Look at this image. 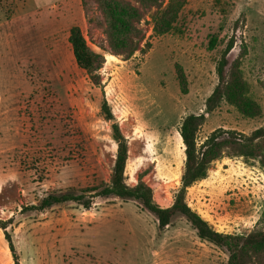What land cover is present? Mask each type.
<instances>
[{
	"label": "rangeland",
	"instance_id": "374dc122",
	"mask_svg": "<svg viewBox=\"0 0 264 264\" xmlns=\"http://www.w3.org/2000/svg\"><path fill=\"white\" fill-rule=\"evenodd\" d=\"M106 1L117 6L115 23ZM73 26L104 58L97 85L74 62ZM229 44L225 76L237 78L253 115L228 98L205 113ZM103 99L127 140L126 184L143 181L169 207L185 116H205L198 145L218 128L248 135L264 125V0H0V223L19 264H227L228 248L200 240L183 217L159 229L132 200L31 208L48 194L108 182L116 145ZM257 150L261 158L212 161L186 189L187 205L214 230L264 232V138ZM0 264H13L1 228Z\"/></svg>",
	"mask_w": 264,
	"mask_h": 264
},
{
	"label": "trees",
	"instance_id": "16d2710c",
	"mask_svg": "<svg viewBox=\"0 0 264 264\" xmlns=\"http://www.w3.org/2000/svg\"><path fill=\"white\" fill-rule=\"evenodd\" d=\"M106 4L107 10L110 12V21L115 23L112 11L117 6L113 5L112 7L108 1H106ZM167 7L168 9L173 8L175 5L171 1ZM67 42L76 66L88 74L93 84H99L100 79L97 72L103 65V56L93 52L87 46L77 26L69 29ZM230 48L231 44L225 47L216 65L215 71L218 82L205 100V113L212 112L223 98H228L235 105L246 109L240 110L245 111L248 115H253L255 112L254 106L242 96V88L235 85V79L237 78L232 75L228 79L225 76L226 55ZM176 72L181 92L185 93L186 80L181 71ZM100 112L105 121L111 122V138L116 145L108 182L89 185L79 190L69 189L59 193L48 194L31 208L42 211L54 205L73 202L88 209L92 200L96 197H116L121 200H132L155 217L159 229L168 226L175 216L183 217L192 229L195 230L196 236L200 240L209 242L217 247L228 248L229 257L227 264H261V261L264 260V232H253L246 236H236L214 230L206 220L187 205L185 202V192L188 187L206 177L210 163L216 159L223 156L260 157L257 145L264 138V125L253 130L248 135L218 128L213 130L198 145L196 133L204 122L205 116L203 113L185 116L178 129L184 153L180 187L174 194L172 204L169 207L163 208L153 201L152 190L143 181L138 180L132 186L126 184L124 171L128 153L127 140L121 133L118 123L115 122L105 99L101 101ZM261 162L264 164V160L261 159ZM0 228L3 230L4 239L7 242L13 264H19L18 256L10 234L6 231L5 223H0Z\"/></svg>",
	"mask_w": 264,
	"mask_h": 264
}]
</instances>
